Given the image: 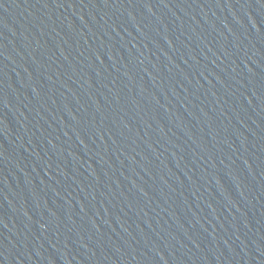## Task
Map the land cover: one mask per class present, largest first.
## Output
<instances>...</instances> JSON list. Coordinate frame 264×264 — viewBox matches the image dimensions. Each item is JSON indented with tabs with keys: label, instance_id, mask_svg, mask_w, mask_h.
I'll return each mask as SVG.
<instances>
[{
	"label": "water",
	"instance_id": "obj_1",
	"mask_svg": "<svg viewBox=\"0 0 264 264\" xmlns=\"http://www.w3.org/2000/svg\"><path fill=\"white\" fill-rule=\"evenodd\" d=\"M0 264H264V0H0Z\"/></svg>",
	"mask_w": 264,
	"mask_h": 264
}]
</instances>
